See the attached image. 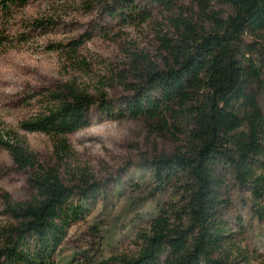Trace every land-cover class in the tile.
Wrapping results in <instances>:
<instances>
[{
	"label": "rangeland",
	"instance_id": "374dc122",
	"mask_svg": "<svg viewBox=\"0 0 264 264\" xmlns=\"http://www.w3.org/2000/svg\"><path fill=\"white\" fill-rule=\"evenodd\" d=\"M210 9L222 19L233 11L219 0H210ZM7 15L0 140L21 143L34 154L35 165L19 166L0 142V231L16 223L12 206L35 198L31 179L54 169L85 208V217L69 228L59 258L72 260L83 251L99 259L136 254L152 218L181 199L177 182L160 185L155 179L153 163L173 154L185 135L172 118L168 127L159 119L130 116L127 104L143 86L140 72L150 64L164 66L162 38L179 37L183 27L176 24L183 20L209 30V19L196 0H174L171 8L157 0H30ZM40 20L44 25H36ZM261 35H247L246 44L264 41ZM67 83L96 99L90 124L63 137L23 129L21 122L52 106L48 94ZM259 100L264 110V77ZM63 140L69 146L64 151ZM230 187L231 205L221 214L248 264H264V221L256 217L250 193ZM234 263L246 264L242 257Z\"/></svg>",
	"mask_w": 264,
	"mask_h": 264
},
{
	"label": "trees",
	"instance_id": "16d2710c",
	"mask_svg": "<svg viewBox=\"0 0 264 264\" xmlns=\"http://www.w3.org/2000/svg\"><path fill=\"white\" fill-rule=\"evenodd\" d=\"M29 1L0 0V53L8 43L7 13ZM157 1L174 5V0ZM196 1L211 28L179 21V37L162 38L164 66L150 64L140 72L143 86L127 104L132 117L159 119L168 127L172 118L176 129L183 128L177 150L153 163L160 185L177 182L179 203L152 218L136 254L99 259L83 251L64 262L59 251L69 228L85 217V208L74 202L71 187L54 169H43L31 179L35 198L12 206L16 223L0 231V264H108L113 259L118 264H235L237 257L248 264L221 210L231 205L233 185L250 193L253 211L264 221V110L259 100L264 41H256L261 48L245 41L247 35L262 38L264 0H219L233 9L226 19L210 9V0ZM48 95L52 106L22 121L23 129L63 137L90 124L96 99L87 90L67 83ZM0 142L19 166L35 165L34 154L21 143ZM60 146L63 151L69 147L66 140Z\"/></svg>",
	"mask_w": 264,
	"mask_h": 264
}]
</instances>
